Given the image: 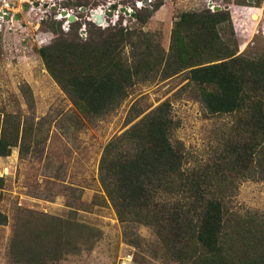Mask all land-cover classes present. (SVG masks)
Masks as SVG:
<instances>
[{"label": "trees", "instance_id": "16d2710c", "mask_svg": "<svg viewBox=\"0 0 264 264\" xmlns=\"http://www.w3.org/2000/svg\"><path fill=\"white\" fill-rule=\"evenodd\" d=\"M162 4L156 0L151 9L137 10L139 28L121 22L101 27L87 20L84 39L77 20L66 33L60 22H51L57 36L38 53L87 120L113 111L135 82L181 72L197 86L208 113L234 115L213 164L201 176L185 171L182 145L172 141L177 123L170 102H160L138 120L142 112L133 111L132 104L126 122H135L103 146L98 179L120 223L150 227L176 263L264 264V212L236 215L224 203L238 179H264V58L238 53L231 7L181 11L164 49L141 30ZM21 91L31 94L26 85ZM38 130L32 117L24 122L11 112L0 114V156L9 155L19 142L21 153H28L29 144L38 142ZM6 223L0 211V225ZM37 244L28 245L31 258L36 251L50 253Z\"/></svg>", "mask_w": 264, "mask_h": 264}, {"label": "rangeland", "instance_id": "374dc122", "mask_svg": "<svg viewBox=\"0 0 264 264\" xmlns=\"http://www.w3.org/2000/svg\"><path fill=\"white\" fill-rule=\"evenodd\" d=\"M136 1L141 2L37 0L34 5L27 2L18 22H0V114L11 112L24 122L32 117L39 128L38 142L35 139L30 146L24 143L29 146L28 153H21L23 145L19 142L9 155L0 156V168L6 166L11 171L0 184V211L7 216V223L0 225V264H120L123 257H127V264H178L165 254L150 227L118 220L98 179L103 146L168 100L177 123L171 138L182 145L184 169L203 176L220 150L221 138L234 125L235 116L208 113L197 86L186 72H181L166 79L155 75L135 82L113 111L87 120L49 75L38 53L57 36L48 24L60 22L61 30L69 31L70 23L59 17L61 8L77 16L78 33L84 39L87 31L82 34L80 30L87 29L88 11H81L78 5L91 9L115 2L135 11L139 9ZM162 2L141 30L164 49H168L172 22L178 13L220 5L236 11L231 19L238 53L264 58V0ZM135 19L118 13L113 22H108L139 28ZM222 28L227 36L228 28ZM129 53L127 44L125 54ZM23 85L29 86L31 94L22 93ZM132 104L133 111L142 113L127 123ZM236 183L225 198L226 209L236 215L264 212V179L241 178ZM30 241L38 242L36 248H50V253L36 251L31 258Z\"/></svg>", "mask_w": 264, "mask_h": 264}, {"label": "water", "instance_id": "95a60500", "mask_svg": "<svg viewBox=\"0 0 264 264\" xmlns=\"http://www.w3.org/2000/svg\"><path fill=\"white\" fill-rule=\"evenodd\" d=\"M248 3H253L256 1H260V0H247ZM151 0H141V2H138L137 5H143L145 7H148L149 9H151V4H150ZM226 9L227 7H222L220 5H214L212 6L213 10H220V9ZM81 11H88V17L87 20L92 21L93 23H95L97 26H106L109 24V22L115 20V18L117 17L118 13H122L126 16H131L133 18H136V11L132 10L131 8L127 7V6H119L117 3L115 2H111L107 8H91L88 9L85 6H82L80 8ZM59 17L60 18H65L66 21L68 23L74 22L77 20V16L74 15L72 12H70V10L66 9V8H61L58 12ZM1 15L5 18V19H9V15L7 13H5L4 11L1 13ZM14 18L16 20H18V16L15 15ZM109 20V22H108ZM85 28H81L80 32L83 34L85 32Z\"/></svg>", "mask_w": 264, "mask_h": 264}, {"label": "built area", "instance_id": "2783aa9c", "mask_svg": "<svg viewBox=\"0 0 264 264\" xmlns=\"http://www.w3.org/2000/svg\"><path fill=\"white\" fill-rule=\"evenodd\" d=\"M36 1L37 0H0V22H12V23L16 21L18 22L19 20H16L14 16L17 15L19 18L22 15L24 9L26 8L27 2H30L31 4L34 5V2ZM211 10L213 9L211 8ZM3 11L9 15V19H5L1 15ZM9 174H11L9 168H7L6 166L0 168V178L5 177ZM127 263H128L127 257H123L121 259L120 264H127Z\"/></svg>", "mask_w": 264, "mask_h": 264}, {"label": "flooded vegetation", "instance_id": "af4514ba", "mask_svg": "<svg viewBox=\"0 0 264 264\" xmlns=\"http://www.w3.org/2000/svg\"><path fill=\"white\" fill-rule=\"evenodd\" d=\"M151 2H152V0H151ZM137 4H138V1H136V6H137V7L139 6V9H138V10H142V8L145 7V6H143V5H141V7H140V5H137ZM119 6H120V5H119ZM101 7H103V8L105 9V8L108 7V5H106V6H101ZM101 7H100V8H101ZM147 8H148V7H147ZM148 9H149V8H148ZM135 11H136V14H137V10H136V9H135ZM121 14H122V13H121ZM116 18H117V17H116ZM116 18H115V19H116ZM111 22H113V21H111ZM111 22H110V23H111Z\"/></svg>", "mask_w": 264, "mask_h": 264}]
</instances>
